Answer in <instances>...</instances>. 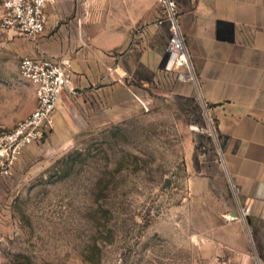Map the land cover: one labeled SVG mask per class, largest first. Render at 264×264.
<instances>
[{
  "label": "rangeland",
  "instance_id": "374dc122",
  "mask_svg": "<svg viewBox=\"0 0 264 264\" xmlns=\"http://www.w3.org/2000/svg\"><path fill=\"white\" fill-rule=\"evenodd\" d=\"M18 39L33 41L0 29V124L8 127L36 105L18 72ZM190 86L160 66L156 85L129 88L127 109L84 102L74 109L82 129L69 135L53 122L0 178V264H211L217 219H234L220 215L219 188L190 183L186 160H204V143L217 149L191 129L205 127L209 106Z\"/></svg>",
  "mask_w": 264,
  "mask_h": 264
},
{
  "label": "crops",
  "instance_id": "0c3cea01",
  "mask_svg": "<svg viewBox=\"0 0 264 264\" xmlns=\"http://www.w3.org/2000/svg\"><path fill=\"white\" fill-rule=\"evenodd\" d=\"M155 1L61 0L46 9L42 35L17 40L21 58H63L71 65L74 94L64 91L56 103L55 133L81 131L74 109L84 102L87 109H127L129 88L158 83L169 26ZM173 1L218 136L216 152L204 143V160H186L190 183L219 188L220 215L236 217L217 219L215 256L230 264L264 260V0Z\"/></svg>",
  "mask_w": 264,
  "mask_h": 264
},
{
  "label": "built area",
  "instance_id": "2783aa9c",
  "mask_svg": "<svg viewBox=\"0 0 264 264\" xmlns=\"http://www.w3.org/2000/svg\"><path fill=\"white\" fill-rule=\"evenodd\" d=\"M59 1L61 0H0V29L17 38L35 39L44 33L46 9ZM158 3L163 9V15L166 14L164 20L169 26L164 73L171 75L178 83L192 85L198 90V76L178 25L177 9L171 0H158ZM18 72L22 80L34 87L36 105L31 113L15 125L8 127L0 124V178L11 176L27 149L40 143L50 132L60 95L64 91L74 94L70 87L71 65L63 58L23 57L18 63ZM191 129L205 134L217 143L216 126L210 115L206 116L203 129L197 126H192ZM231 186L236 194V186L232 183ZM241 215H244V211H241ZM211 264H230V261L217 255ZM250 264H264V260L253 256Z\"/></svg>",
  "mask_w": 264,
  "mask_h": 264
}]
</instances>
